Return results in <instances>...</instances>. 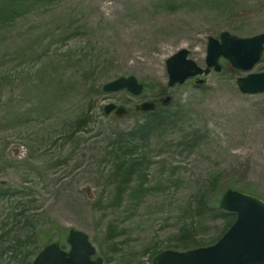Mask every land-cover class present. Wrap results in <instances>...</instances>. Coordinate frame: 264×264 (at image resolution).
I'll return each mask as SVG.
<instances>
[{
    "label": "rangeland",
    "instance_id": "374dc122",
    "mask_svg": "<svg viewBox=\"0 0 264 264\" xmlns=\"http://www.w3.org/2000/svg\"><path fill=\"white\" fill-rule=\"evenodd\" d=\"M1 1L0 264H28L40 236L61 244L68 230L103 264H153L217 242L224 223L205 204L229 187L264 202V94L236 87L264 53L248 72L219 59L202 86L169 88L165 67L186 49L205 68L222 32L264 33V0ZM128 76L140 96L102 91ZM165 96L179 121L124 141L143 119L134 107L162 110ZM110 103L130 114L105 116Z\"/></svg>",
    "mask_w": 264,
    "mask_h": 264
},
{
    "label": "water",
    "instance_id": "95a60500",
    "mask_svg": "<svg viewBox=\"0 0 264 264\" xmlns=\"http://www.w3.org/2000/svg\"><path fill=\"white\" fill-rule=\"evenodd\" d=\"M264 52V33L248 38H239L228 32L218 38L209 37L206 45L205 68L199 67L181 49L165 61L168 75L167 86L182 85L190 78H196L195 85H202L211 69L219 73V58L228 61L230 66L241 72L250 71ZM236 87L243 95L264 94V71L249 73L236 79ZM143 85L135 77H119L102 87L105 93L126 91L139 96ZM171 97L161 99V105L170 103ZM155 104L144 101L135 107L137 112H153ZM104 114L118 118L126 115V109L114 104L103 107ZM219 208L235 214V220L213 245L183 252L166 250L159 253L153 264H264V202L252 195L236 190L225 191ZM66 243L68 250L61 249L59 243L44 246L31 264H102L101 258L92 260L95 249L83 232L69 230Z\"/></svg>",
    "mask_w": 264,
    "mask_h": 264
},
{
    "label": "trees",
    "instance_id": "16d2710c",
    "mask_svg": "<svg viewBox=\"0 0 264 264\" xmlns=\"http://www.w3.org/2000/svg\"><path fill=\"white\" fill-rule=\"evenodd\" d=\"M4 3H5L4 1L0 2V13L4 11V8H3ZM144 87L146 88L145 85H144ZM166 108H167V106L164 107L162 110H158V108H156V110L152 113L142 114V116H143L142 121L134 126V128L132 129V132L125 136L124 141H127V140L129 141V139H131L133 136H135L138 138L139 141L146 142L149 139H151L153 136H155L156 134L163 133V132H166L168 129H171L172 125L176 121H179L180 114H179V112L178 113L177 112L176 113L168 112ZM129 114L130 113L128 112L127 115H129ZM229 188H231V187H229ZM252 189H253L252 186H248V188H244V190L246 192L255 194V192H254L255 190H252ZM219 200H220V196H217L216 198H211V200L209 199L208 202L205 204V207L208 206L207 209L210 208L211 213L215 219L220 218L223 220V223H224L223 231L220 233V235H222L229 228V226L233 223V221L235 220V214L225 212V211H222L221 209H219V207L217 205ZM218 237H217V239H218ZM60 240H62V239H60ZM49 242H51V240L49 238H47L46 236L43 235V236L39 237V243L41 244V246H43ZM186 245H188V244H186ZM186 245H184L183 247H185ZM188 247L189 246H187V248ZM38 250L39 249H37L35 251L34 256L36 255ZM30 262L31 261H29L28 264H30Z\"/></svg>",
    "mask_w": 264,
    "mask_h": 264
}]
</instances>
